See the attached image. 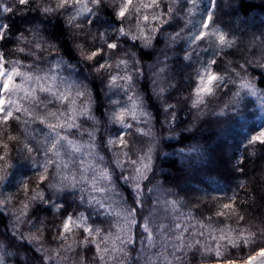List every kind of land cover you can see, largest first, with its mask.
Instances as JSON below:
<instances>
[{
    "label": "snow or ice",
    "instance_id": "6c2138e0",
    "mask_svg": "<svg viewBox=\"0 0 264 264\" xmlns=\"http://www.w3.org/2000/svg\"><path fill=\"white\" fill-rule=\"evenodd\" d=\"M105 6L111 7L118 23H108L101 31L94 26ZM14 7L39 11L41 24L49 16L63 15L74 38L83 42L75 43L79 56L75 63L59 54L40 27L16 36L13 51L30 57V62L9 59L0 50V213L13 217L11 239L35 245L42 264H87L82 253L89 249L94 250V264H193L194 259L206 264L209 258L213 264H264V227L242 223L245 216L236 192L213 197L226 202L217 204L213 215L197 219L191 209L184 211L182 200L170 198L175 195L172 189L148 187L161 153L152 129L141 127L152 118L134 82V76L144 75L137 43L147 51L163 40V60L157 64L164 66L154 73L158 77L168 70V50L184 42L183 60L198 63L194 87L184 97L196 118L209 114V103L221 91L231 92L230 102L212 115L223 116L225 110L239 113L246 96L257 97L264 105V89L257 87L260 77L249 72V67L264 71V34L251 42L259 45L255 59L245 56L235 67L229 60L230 70L221 73L215 70L217 58L237 48L238 40L216 23L218 0H207L202 7L201 0H0V14L13 13ZM176 20H182L183 27L169 32ZM8 32L9 25L0 23V41L9 38ZM210 50L208 60H194ZM44 53L54 58L47 59ZM94 80L101 81L112 106L103 130L94 111ZM157 83L154 78L153 85ZM172 88L175 84L169 85ZM154 90L157 98L166 91ZM175 108L164 107L169 123L175 122ZM133 132L151 138L146 149L135 150V159L128 139ZM256 144L264 145V124L247 139V146ZM22 169L32 175H21L15 195L6 192L5 186ZM122 188L131 191L132 206ZM66 201L84 210L67 211ZM149 202L152 207L145 215ZM62 209L60 223L48 229L58 246L46 248L47 226L30 213L51 210L59 217ZM24 224L30 226L28 233L20 230ZM11 255L0 244V264ZM24 264H30L26 257Z\"/></svg>",
    "mask_w": 264,
    "mask_h": 264
},
{
    "label": "trees",
    "instance_id": "16d2710c",
    "mask_svg": "<svg viewBox=\"0 0 264 264\" xmlns=\"http://www.w3.org/2000/svg\"><path fill=\"white\" fill-rule=\"evenodd\" d=\"M7 2L11 3V0ZM206 3L207 0H201V7ZM41 19L42 15L39 11L20 12L15 7L13 13L0 14V23L9 25V38L0 41V50H3L9 59L30 62V57L13 51L17 45L16 36L22 31L27 34L28 29L40 27L43 29L44 36L57 45L59 54L75 63L79 59L75 43L83 41L74 38L72 30L66 26L64 16H49L43 24L40 23ZM196 19H199V16ZM108 23L118 22L115 21L111 7L105 6L101 9L94 28L102 31L107 28ZM216 23L225 31L235 35L238 40L237 48L227 50L217 58L216 71L221 73L229 71L230 66L227 63L229 60L232 61L231 67H235L243 62L245 56L255 59L259 55V45L252 46L251 42L254 37L264 34V0H218ZM183 24L182 20H176L168 31H178ZM124 46L128 47V44L125 43ZM185 47V43L180 42L173 50H168V55L171 57L167 62L168 70L157 77L154 73L164 66L162 63L157 64L158 59L163 60L161 55L165 51L163 40L156 44L154 50L139 49L138 43L136 46L144 75L134 76L135 91L143 97L145 107L152 118L150 124L141 125V127L152 129L156 138L157 151L161 153L155 160V174L148 187L159 184L164 189H172L175 195L170 198L182 200L184 211L191 209L197 219L213 215L216 205L226 202L220 199L213 200V197L231 196L233 192H236L237 205L241 214L245 216V221L242 223L264 227V145L247 146L250 134L258 131L259 126L264 124V105L257 97L246 96L239 113L225 110L223 116L212 115L213 111L220 112L224 104L230 102L231 92L221 91L218 97L209 103V114L196 118V110L190 108V101L185 100L184 97L188 96L194 87L193 77L198 63L183 60ZM42 55L47 59L54 58L47 56V53ZM212 55L213 52L210 50L201 53L199 57H194V60L206 61ZM85 70L81 68V72ZM249 72L252 76L260 77L257 80V87L264 89V71L249 67ZM154 78L159 81L155 86ZM171 84H175V88L169 90ZM92 87L96 100L95 115L102 121L103 130L106 111L112 106L105 96L106 90L102 91L103 86L100 80H94ZM160 87L165 88L166 91L162 98H157L154 89ZM232 91H235L234 87ZM120 96L122 101L126 99L122 93ZM166 104L176 105V108L172 110L176 114L174 123H169V114L164 111ZM85 124L90 126V122ZM109 127L115 131V126ZM219 129L223 131L218 132ZM12 130L16 131L15 124ZM128 139L133 149L134 159L135 150L146 149L151 140L150 137H140L135 132ZM196 148L199 151L192 150ZM102 151L106 153V149ZM164 154H167V157ZM238 160L242 162L237 164ZM13 163H16L15 153H13ZM237 168L242 171H237ZM21 175L28 177L32 173L28 169H22L17 173L16 179L7 184L4 190L15 195ZM242 181L245 182L244 188L239 187ZM121 190L128 198V204L132 206L131 191L127 188ZM150 207H152L151 202L145 205V215ZM65 209L67 211L84 210L71 201L65 202ZM65 209L61 210L59 217L51 210L30 213L32 218L43 220L47 226L44 233L46 248L58 246L52 239L53 233L48 229L53 224L60 223ZM12 222L13 217L10 212L0 213V244L6 251L13 253L5 257V264H24L25 257L30 264H42L41 253L37 251L35 245L27 241L11 239ZM20 230L28 233L30 226L21 225ZM93 251L89 249L82 253L86 257L87 264H94L91 259ZM233 253L235 254V250ZM193 264H198V261L194 259ZM206 264H213V260L209 258Z\"/></svg>",
    "mask_w": 264,
    "mask_h": 264
},
{
    "label": "rangeland",
    "instance_id": "374dc122",
    "mask_svg": "<svg viewBox=\"0 0 264 264\" xmlns=\"http://www.w3.org/2000/svg\"><path fill=\"white\" fill-rule=\"evenodd\" d=\"M250 36V33L248 34V37ZM220 131H223L222 129H219V131L218 132H220Z\"/></svg>",
    "mask_w": 264,
    "mask_h": 264
}]
</instances>
